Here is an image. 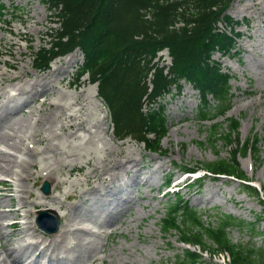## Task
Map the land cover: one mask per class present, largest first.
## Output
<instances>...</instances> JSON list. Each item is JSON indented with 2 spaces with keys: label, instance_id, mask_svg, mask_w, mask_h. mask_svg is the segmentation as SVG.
Wrapping results in <instances>:
<instances>
[{
  "label": "rangeland",
  "instance_id": "rangeland-1",
  "mask_svg": "<svg viewBox=\"0 0 264 264\" xmlns=\"http://www.w3.org/2000/svg\"><path fill=\"white\" fill-rule=\"evenodd\" d=\"M254 2L255 6L242 13L237 10L234 3L229 9V13L235 20L243 22L237 27V30L241 32L236 49L238 51L231 56H223L219 52L214 53V57L221 60L223 70L233 75L231 84L234 95L231 107L224 116L221 115L215 120L201 121L200 113L203 102L199 93L193 90L192 85L187 82H183L181 89L174 87L173 91L166 95L160 103L166 108L168 119V132L162 140V147L167 152L163 154L149 152L144 143L138 142L133 136L122 140L118 139L113 131V118L110 110L99 93L97 97L102 100L106 112L103 111V115H106V125H104L106 131L104 129L97 130L96 127H93L92 132L79 130L76 137H70L67 132L57 134L58 128L63 122L64 114L72 113L73 109H77L79 106H76V104L73 106L61 105L59 109L53 111L46 104H43V101L47 99V101H61L66 104L67 99L75 101L73 90L81 91L83 88H88L95 91L97 85L91 82L88 75L83 77L78 75V67L83 61L81 51L78 50L79 62L71 70L74 74L72 78H77L80 83L77 86H69L67 82L70 77H68L61 85L56 84L54 87H50L46 94H43V87L35 85L33 78H40L45 75L49 68L43 71L39 70L35 66L34 55L41 48L50 47L59 27V24L54 22L56 17L50 12L44 0H0L1 56L11 59L9 52L12 49H10L11 46L6 42V39L12 38L18 41L26 51L24 62L29 71V75L25 77V90L18 100L10 102V106L25 102L28 106L25 109V114L22 113V115L26 116L27 114L28 125L31 127L37 125V119L47 117V107L49 110L47 118L49 124L44 128V132L48 135L51 145L55 146L54 148L82 153L92 151L98 163L103 165L104 163L100 157L104 156L110 159L117 157V151L109 152V150L125 141L124 146L133 149L135 157L140 160L136 173L135 171L125 173L120 180L116 181L122 198H117L118 200L114 201L122 202L125 198L133 199L131 215L134 217V221L121 223L115 220L121 232L99 237V246L101 243L107 242L106 249L111 251L112 255H108L105 261L98 259L96 264H179L183 262L184 249L190 246L180 242L181 237L176 230L163 233L160 227L162 216L179 194L188 199L192 206L197 207L200 210L198 213L205 220L215 225L221 213L231 214L246 222H254L256 220L255 216L263 212L264 207L259 199L253 194L244 192L240 185L241 182L236 179L228 177L206 178L203 185L194 183L190 186L189 183L192 182V177L182 173L183 168L186 166L191 168L201 167L207 162L218 159V156H228L230 148L216 140L213 143L209 140L210 133L217 121L225 123L227 117H239L241 119V138L245 139L250 133L258 132L262 149L261 161L255 160L250 155L240 156V165L252 180V184L264 188V0H254ZM2 4L5 6L4 14L1 13ZM244 15L247 17L244 18ZM225 26V23H220V27ZM17 29L20 31L19 34L16 33ZM37 29L39 32H37ZM162 59L169 62L166 55ZM1 67L4 68L5 66L1 64ZM8 71L14 72L15 70L9 69ZM8 81L0 82V109L12 113L14 110L7 108L6 100L7 96L15 91V83ZM62 85L63 87H61ZM78 101H83L82 96L78 97ZM211 103L212 107L216 105L214 99L211 100ZM160 104L154 107H159ZM150 107H153V105L147 101L145 108ZM82 110L85 112L83 117L88 119L90 124H94L96 120L94 118L90 119L86 106ZM29 143L34 148L41 150L44 155H52L44 150V143H39L32 138L26 139L24 145ZM50 161L54 163L52 157ZM76 162L77 167L72 173H69L68 167H54L55 172L60 170L59 177H66L81 183L72 190V193H74L73 198H65L68 204H77L75 208H72L73 212H84L91 207L93 210L89 213H97L103 211L104 208H111L114 203L108 204L105 201L98 200L93 192L87 194L92 205L80 202L81 192L87 189L84 175L87 166L82 169L79 167L83 162L81 157H78ZM200 173H205V170H200ZM45 174L31 176L23 184L34 195L38 193L45 195L63 194L65 190L70 189L68 185H62L59 189L55 187L53 181L49 180L52 185L51 193H44L41 190V185L45 180H48ZM170 178H172L170 188L173 192L165 194L170 188L164 187L163 183ZM0 180H4V183H0L1 193L3 192L2 188L8 187L5 183H9L12 177L3 176L0 177ZM179 180H182L181 183L175 185V182ZM145 181H148V184H144ZM97 184L101 188V182L97 181ZM177 190H179L178 194L174 192ZM8 193L13 195L15 204H19V194L14 190H10ZM24 194L27 195V193ZM110 194L108 198L111 197ZM35 208L45 207L38 204ZM35 208L32 210L31 220L34 226L38 228L34 221ZM125 217L129 218L130 215L127 214ZM63 221H66L65 216L62 218ZM104 226V229H108L107 225ZM255 226V231L247 226L233 227L230 232L232 241L242 246H248L250 243L255 244L257 247L262 246L264 243V216L256 221ZM97 229L100 228L97 227ZM5 230L10 231L9 228H5ZM38 230L41 229L38 228ZM16 238H18L17 235L12 236L10 241ZM207 246L211 249L209 242ZM191 247L201 251L199 247ZM113 258L115 263L112 262ZM226 262H229L228 257ZM216 263L225 264L220 255L215 256L208 251L204 252L202 260L197 264Z\"/></svg>",
  "mask_w": 264,
  "mask_h": 264
},
{
  "label": "trees",
  "instance_id": "trees-1",
  "mask_svg": "<svg viewBox=\"0 0 264 264\" xmlns=\"http://www.w3.org/2000/svg\"><path fill=\"white\" fill-rule=\"evenodd\" d=\"M46 1L59 17L61 27L51 50H41L38 61L42 66H48L55 55L80 47L85 61L79 74L88 73L92 81L99 82V92L110 106L120 138L136 134L149 150L166 153L161 143L168 130L164 110L144 112L143 99L147 96L157 102L183 79L193 83L203 97L206 112L210 114L202 113V120L213 119L229 109L231 76L222 71L220 62L212 56L216 49L231 53L236 46L239 33L226 13L233 0ZM219 21L231 25V32L219 28ZM178 22L181 25H177ZM164 47H169L173 58L168 72L166 66L154 61ZM210 95L217 100L213 112ZM240 125L237 117L228 118L226 126L222 122L216 123L209 140L229 147V155L218 156L201 167L212 177L240 181L243 191L255 195L264 207V188L250 183L251 179L239 162L240 156L248 155L262 160L261 138L255 132L242 139ZM151 134L154 137H150ZM184 169L194 168L187 166ZM263 216L264 210L255 216L254 222H246L221 213L215 225L179 198L162 218L161 229L165 233L176 230L183 243L201 250L185 248L183 262L179 264H197L208 251L213 254L228 252L231 264H264V243L260 247L253 243L237 245L230 236L231 229L237 226H247L255 231L256 221Z\"/></svg>",
  "mask_w": 264,
  "mask_h": 264
},
{
  "label": "bare ground",
  "instance_id": "bare-ground-1",
  "mask_svg": "<svg viewBox=\"0 0 264 264\" xmlns=\"http://www.w3.org/2000/svg\"><path fill=\"white\" fill-rule=\"evenodd\" d=\"M253 6H255L254 0L235 1V7L240 13ZM8 29L12 31L10 27ZM37 32H39L38 29ZM16 33L19 34L20 31L17 29ZM6 42L12 49L9 52L11 59L2 57L0 50V82L4 83L9 80L8 82L15 83V91L9 94L6 100L7 108L14 111L8 113L0 109V177H12L9 183H5L8 187L2 188L3 192L0 193V264H96L98 259L105 261L108 255H112V252L106 249L107 242H103L99 246V237L121 232L115 220L121 223L134 221V217L131 215L133 199L125 198L122 202H114L118 200L117 198H122L116 181L120 180L125 173L133 171L136 173L140 160L135 157L133 149L124 146L125 141L109 150V152L117 151V157L113 159L100 157L103 165L98 163L92 151L82 153L54 148L55 146L51 145L48 135L44 132V128L49 124L47 107L54 111L61 105L73 106L76 104L79 106V108L73 109L72 113L64 114L63 122L57 131V134L67 132L70 137H76L81 129L92 132L93 127H96L97 130L104 129L106 131L104 126L106 125V115H103L104 104L97 97V90L88 88H83L81 91L73 90L75 101L67 99L66 104L61 101L45 99L43 104L47 105V117L37 119V125L31 127L28 125L27 114L26 116L22 115V113L25 114L28 105L24 102L10 106V102L18 100L25 90V77L29 75L24 62L26 51L18 41L12 38L6 39ZM76 56L77 53L74 52L70 57L54 61L45 75L33 78L34 84L43 87V94H46L50 87H54L56 84L61 85L68 77L70 79L67 85L77 86L80 81L77 78H72L74 74L71 70L72 62ZM1 64L5 67H1ZM9 69L15 71L10 72ZM81 96L83 101L80 102L78 97ZM85 106L89 111L90 119L96 120L94 124H90L89 120L83 117L85 112L82 109ZM32 138L39 143H44V150L52 155H44L41 150L34 148L30 143L24 145L26 139ZM51 157L54 159V163H51ZM78 157L83 158L79 167L82 169L87 166V170L84 172L87 189L81 192L80 202L92 205L87 194L93 192L98 200L108 204L114 203L111 208H104L103 211L97 213H89L93 210L90 207L87 211L76 213L72 208H75L77 204H68L65 201V198L74 197L72 190L81 183L66 177H59L60 170L55 172L54 167H68L69 173H72L77 167ZM41 173H46L47 179L53 181L55 187L60 189L62 185H68L70 189L65 190L63 194L38 193L34 195L23 182L31 176H40ZM97 181L101 182V188ZM2 182L4 180H0V183ZM144 184H148V181H145ZM10 190L19 194V204H15L13 195L8 193ZM109 194L110 198H108ZM38 204L50 207L56 215L62 218L66 217V221H63L57 232L47 234L34 226L31 213ZM127 214L130 215L129 218L125 217ZM104 225H107L108 229H104ZM5 228H9L10 231ZM16 235L18 238L10 241L11 237ZM112 262L115 263L114 258Z\"/></svg>",
  "mask_w": 264,
  "mask_h": 264
},
{
  "label": "water",
  "instance_id": "water-1",
  "mask_svg": "<svg viewBox=\"0 0 264 264\" xmlns=\"http://www.w3.org/2000/svg\"><path fill=\"white\" fill-rule=\"evenodd\" d=\"M42 189L46 193H50V184L45 182ZM47 218L52 221L50 225H46L44 223V219ZM40 226H42L47 232L53 233L56 232L61 225V219L59 217H55L49 213L47 209L41 210L39 212V217L37 219Z\"/></svg>",
  "mask_w": 264,
  "mask_h": 264
}]
</instances>
